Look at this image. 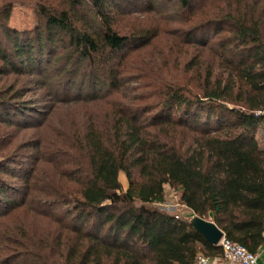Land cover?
I'll list each match as a JSON object with an SVG mask.
<instances>
[{"label":"trees","instance_id":"16d2710c","mask_svg":"<svg viewBox=\"0 0 264 264\" xmlns=\"http://www.w3.org/2000/svg\"><path fill=\"white\" fill-rule=\"evenodd\" d=\"M194 1L174 3L191 13ZM122 4L140 6L144 14H155L158 6L156 0H56L39 5L46 26L30 32L10 29V5L0 8V75L58 79L47 89L50 115L55 105L84 106L122 95L106 102L108 110L99 117L82 112L75 129L61 123L51 142L29 141L25 147L37 150L36 156L1 163L0 220L32 213L50 227H0V264L219 259V246L207 243L187 220L151 207L163 203L165 186L228 241L254 254L263 246L264 148L255 134L264 126V7L227 3L187 24L182 46L212 59L190 57L181 67L199 83L194 91L171 82L126 100V58L158 34L121 33L114 17L125 15ZM203 29L212 36L198 35ZM14 97L22 99L17 92ZM47 114L0 95L5 127L45 132ZM34 115L40 118L32 120ZM44 160L53 165V177Z\"/></svg>","mask_w":264,"mask_h":264},{"label":"rangeland","instance_id":"374dc122","mask_svg":"<svg viewBox=\"0 0 264 264\" xmlns=\"http://www.w3.org/2000/svg\"><path fill=\"white\" fill-rule=\"evenodd\" d=\"M176 0H156L155 14H144L140 6L120 5V10L125 12L124 16L115 18L116 26L121 33L130 31H152L155 30L158 38L152 41L148 47L141 51L130 52L126 58L123 68V74L127 76L125 84L126 100H129L137 93L151 94L152 90L160 85L171 82L179 83L195 90L199 83L193 79H189V75L181 73V67L185 60L198 56L200 62L211 59L206 53H201L197 48H186L182 46L183 31L188 28L187 24H196L199 21L209 17L211 13L224 8L227 3L232 6H241L244 2L253 3L258 7H264V0H195L192 4L193 10L191 13H184L175 5ZM49 3H56V0H0V8L10 5V16L8 26L10 29L18 32H30L36 28L45 27V19L39 11V5H49ZM260 4V5H258ZM191 7V8H192ZM185 33V32H184ZM198 35L212 36L211 31L206 29L197 31ZM227 36L226 33L220 37H215L213 40H219ZM264 41V34H263ZM222 65V64H221ZM220 65V66H221ZM217 71L224 73V68H216ZM40 79L24 76L4 77L0 75V95L14 102H24L27 106L32 107L34 113L39 114L44 109L50 115V110L53 106L52 100L49 97L48 88L55 87L58 79H47L44 81L45 87H41ZM39 81V82H38ZM49 84L50 86H47ZM49 90V89H48ZM125 90V89H124ZM124 90H121L123 94ZM16 92L22 99H15ZM121 94L108 99L118 100ZM122 96V95H121ZM149 97V96H148ZM151 101L147 99L142 104ZM104 103H95L88 105H55V109L51 112L49 117V125L45 132H38L32 129L17 130L15 128L5 127L0 124V165L6 159L15 160L17 162L30 158L32 155H37V150L26 148L25 145L29 141L48 143L51 142L55 131H59V126L63 123L66 130L75 129L79 125L78 116L83 112L88 116L99 117L107 112L108 106ZM47 116V117H48ZM37 115L32 117V120H38ZM255 139L259 145L264 148V126H259L255 134ZM43 168L45 167L49 176L55 175L50 163L43 161ZM42 168V169H43ZM119 182L122 190L126 189V179L121 174ZM180 194L170 186L164 187V201L160 205H151L156 207L159 211L179 216L184 220H189L185 213L184 207L180 204ZM2 220V221H1ZM0 227L21 226L24 222L28 230L44 232L46 228L50 227L45 219L36 217L34 214L19 216H8L1 219Z\"/></svg>","mask_w":264,"mask_h":264},{"label":"built area","instance_id":"2783aa9c","mask_svg":"<svg viewBox=\"0 0 264 264\" xmlns=\"http://www.w3.org/2000/svg\"><path fill=\"white\" fill-rule=\"evenodd\" d=\"M189 219L193 216L188 210H185ZM176 220H183L179 216H174ZM188 221V220H187ZM218 246L221 251L219 259H208L202 255L197 256L194 264H256V253H250L244 246L228 241L222 237ZM264 250V245H263Z\"/></svg>","mask_w":264,"mask_h":264},{"label":"water","instance_id":"95a60500","mask_svg":"<svg viewBox=\"0 0 264 264\" xmlns=\"http://www.w3.org/2000/svg\"><path fill=\"white\" fill-rule=\"evenodd\" d=\"M189 226L199 234L207 243L218 246L223 233L211 221L193 216L188 220Z\"/></svg>","mask_w":264,"mask_h":264},{"label":"crops","instance_id":"0c3cea01","mask_svg":"<svg viewBox=\"0 0 264 264\" xmlns=\"http://www.w3.org/2000/svg\"><path fill=\"white\" fill-rule=\"evenodd\" d=\"M263 245H264V243H263ZM256 255H257L256 264H264V250H263V246L260 247V249L257 250Z\"/></svg>","mask_w":264,"mask_h":264}]
</instances>
